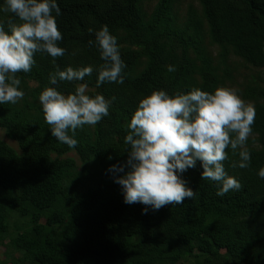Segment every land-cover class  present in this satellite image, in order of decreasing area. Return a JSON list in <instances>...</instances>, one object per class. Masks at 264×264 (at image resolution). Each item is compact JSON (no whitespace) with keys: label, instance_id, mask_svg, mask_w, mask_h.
<instances>
[{"label":"trees","instance_id":"16d2710c","mask_svg":"<svg viewBox=\"0 0 264 264\" xmlns=\"http://www.w3.org/2000/svg\"><path fill=\"white\" fill-rule=\"evenodd\" d=\"M152 1L58 0L59 45L67 51L56 58L37 52L31 71L16 74L25 96L0 104V128L18 148L0 138V264H264V179L258 175L264 168V0H199L182 19L180 0H156L149 10ZM0 23L7 29L22 21L0 10ZM103 25L118 38L127 68L122 84L98 87L104 61L89 41ZM68 66L94 71L84 81H60L59 90L68 94L86 83L89 95L113 101L108 116L77 129L75 148L52 135L39 100L50 74ZM219 86L235 89L255 108L244 145L249 167H233L240 149L230 146L223 162L242 188L217 196L216 182L202 180L197 161L183 173L194 199L147 214L144 204L125 203L115 182L123 173L110 169L129 170L125 137L140 100L159 89L175 94Z\"/></svg>","mask_w":264,"mask_h":264},{"label":"clouds","instance_id":"9594fccd","mask_svg":"<svg viewBox=\"0 0 264 264\" xmlns=\"http://www.w3.org/2000/svg\"><path fill=\"white\" fill-rule=\"evenodd\" d=\"M0 10L14 13L22 21L9 24L7 29L0 23V104H15L25 96L16 74L31 71L35 54L47 53L56 58L67 51L59 45L63 40L57 23L61 8L58 0H5ZM89 44L98 46L104 61L98 70L97 86L105 82L122 84L127 64L109 26L96 30L95 41ZM175 70L174 66L168 67L170 72ZM93 71V66L57 68L39 96L52 135L72 148L78 145L77 129L96 125L108 116L113 101L102 93L89 95L86 83L78 84L68 94L59 90V83L84 81ZM255 115V108L227 86H219L214 92L193 88L170 94L159 89L146 95L125 137L130 145L129 170L122 165L110 169L123 173L115 177V182L121 185L125 203H142L147 214L149 209L158 211L169 204H182L186 198L194 199L196 191L183 173L195 168L197 161L202 164V180L216 182L217 196L240 190V180L228 173L223 162L230 146L233 152L240 149V160L233 167H249L251 152L244 145L253 131ZM258 175L264 179V168Z\"/></svg>","mask_w":264,"mask_h":264},{"label":"rangeland","instance_id":"374dc122","mask_svg":"<svg viewBox=\"0 0 264 264\" xmlns=\"http://www.w3.org/2000/svg\"><path fill=\"white\" fill-rule=\"evenodd\" d=\"M155 3H156V0L152 1L150 5H149V4L147 5V8H148L149 10H151V9L153 8V6H154ZM192 3H193L195 6L199 7V0H180V2H179V4H178V7H177V8H178V12H179V17H180L181 19L184 18L185 14H186V12H187L188 6H189L190 4H192ZM242 70H243V71H247V72L249 71V70L246 69V68H243ZM263 72H264V69H263ZM0 138L6 140V141H7L8 143H10L12 146H14V147L17 148V143H16L15 141H12L11 139H9V138L6 136L5 131H4L3 129H1V128H0ZM17 149H18V148H17ZM69 155L75 157V158L77 159V161H78L79 163H81L79 157H78L74 152H71ZM3 250H4V247H1V248H0V257H1V258H4ZM177 264H191V263L188 262V261H182V262H179V263H177Z\"/></svg>","mask_w":264,"mask_h":264},{"label":"bare ground","instance_id":"6f19581e","mask_svg":"<svg viewBox=\"0 0 264 264\" xmlns=\"http://www.w3.org/2000/svg\"><path fill=\"white\" fill-rule=\"evenodd\" d=\"M188 21V20H187ZM182 24V23H181ZM186 25V24H185ZM184 27V26H183ZM160 42V41H159ZM145 49V48H144ZM163 49V48H162ZM151 55V54H150ZM160 55H162V54H160ZM153 56V55H152ZM166 56V55H165ZM98 57V56H97ZM53 58V57H52ZM149 60V59H148ZM169 89V88H168Z\"/></svg>","mask_w":264,"mask_h":264}]
</instances>
